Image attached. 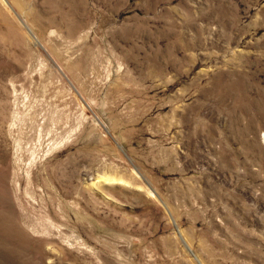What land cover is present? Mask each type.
<instances>
[{
	"label": "rangeland",
	"instance_id": "rangeland-1",
	"mask_svg": "<svg viewBox=\"0 0 264 264\" xmlns=\"http://www.w3.org/2000/svg\"><path fill=\"white\" fill-rule=\"evenodd\" d=\"M0 264H264V0H0Z\"/></svg>",
	"mask_w": 264,
	"mask_h": 264
},
{
	"label": "bare ground",
	"instance_id": "bare-ground-1",
	"mask_svg": "<svg viewBox=\"0 0 264 264\" xmlns=\"http://www.w3.org/2000/svg\"><path fill=\"white\" fill-rule=\"evenodd\" d=\"M104 178V180H114V177H112V176H103Z\"/></svg>",
	"mask_w": 264,
	"mask_h": 264
}]
</instances>
